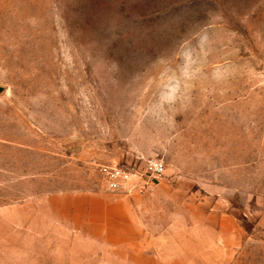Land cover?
Listing matches in <instances>:
<instances>
[{
	"label": "rangeland",
	"instance_id": "374dc122",
	"mask_svg": "<svg viewBox=\"0 0 264 264\" xmlns=\"http://www.w3.org/2000/svg\"><path fill=\"white\" fill-rule=\"evenodd\" d=\"M6 209L44 264H264V0H0Z\"/></svg>",
	"mask_w": 264,
	"mask_h": 264
},
{
	"label": "built area",
	"instance_id": "2783aa9c",
	"mask_svg": "<svg viewBox=\"0 0 264 264\" xmlns=\"http://www.w3.org/2000/svg\"><path fill=\"white\" fill-rule=\"evenodd\" d=\"M137 169L117 164L100 165L98 172L105 189L112 193L146 194L163 177L165 163L159 158L144 159Z\"/></svg>",
	"mask_w": 264,
	"mask_h": 264
},
{
	"label": "crops",
	"instance_id": "0c3cea01",
	"mask_svg": "<svg viewBox=\"0 0 264 264\" xmlns=\"http://www.w3.org/2000/svg\"><path fill=\"white\" fill-rule=\"evenodd\" d=\"M46 209V207H45ZM66 210V209H65ZM66 213V212H65ZM5 218L0 221V226L2 229H10L13 230V239L10 242L9 240H0V264H44L47 261L46 257H37L36 253V236L37 234L33 230V225H30V241L28 244V248H22L21 243V228L22 222L20 221L19 211L17 212V216L13 213L10 215V211L7 209L0 213ZM10 215L12 218H8L7 215ZM51 215V213H50ZM6 219V220H5ZM41 232L39 231L38 238L39 244L41 240H46V231H47V220H44L41 223ZM40 229V228H39ZM44 258V260H43Z\"/></svg>",
	"mask_w": 264,
	"mask_h": 264
}]
</instances>
